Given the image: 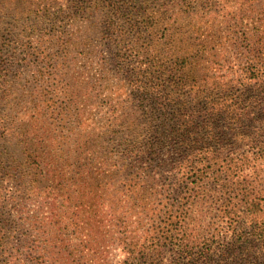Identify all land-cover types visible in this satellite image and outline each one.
Segmentation results:
<instances>
[{
  "label": "rangeland",
  "instance_id": "374dc122",
  "mask_svg": "<svg viewBox=\"0 0 264 264\" xmlns=\"http://www.w3.org/2000/svg\"><path fill=\"white\" fill-rule=\"evenodd\" d=\"M0 75V264H230L234 233L264 232V150L237 135L264 102L210 118L259 87L264 0H0Z\"/></svg>",
  "mask_w": 264,
  "mask_h": 264
},
{
  "label": "trees",
  "instance_id": "16d2710c",
  "mask_svg": "<svg viewBox=\"0 0 264 264\" xmlns=\"http://www.w3.org/2000/svg\"><path fill=\"white\" fill-rule=\"evenodd\" d=\"M251 77L254 78V76ZM258 85L259 87L257 88V83H255L254 85L247 84L246 88L244 89L242 88L241 90H239L240 95L235 100L231 99L229 102H226L223 105H221L225 109L212 107L211 109L214 110L210 112V116H211L210 118L220 119L223 116V114L227 112V114L230 115L231 118L235 119L237 117L238 121H240L242 118H246V120H250L249 116L252 115V112H255V110H257L256 109L257 105L264 102V76L263 78H261L260 83ZM262 110L263 112L260 113L259 116H257V119H260L259 124L261 125H255V127H253L252 125L249 127H245L241 132L237 134L238 136L243 137L242 142L250 144V147L252 148H257L256 152L260 154L264 150V145H263L264 141L258 138L260 135L264 133V106L262 107ZM212 141L214 142L215 139H213ZM171 142H173L171 136H164L163 138H157L152 140L150 142V147L158 148L159 150H161L160 148L161 146ZM189 143L192 142L189 140ZM206 146H207L206 151L201 152V154L198 155L199 160L201 162H203V160L206 158L218 160V155H217L218 148L216 147L217 144L206 143ZM253 159L255 160V158H251L250 156L246 155L245 157L246 164L250 163L251 160L254 161ZM188 160L189 159H187V161H184L182 158H180L179 163L185 167L188 164ZM232 161H234V158H231V160L227 161V163L228 164L233 163L236 166L239 165V161L236 162H232ZM226 169L228 171L229 169L228 165L226 166ZM190 171L193 173L192 175H195L197 177H200L204 173L202 170H195L194 167H191ZM233 182H237L242 186L240 190L241 192L237 193L236 195L239 198V201L235 202L234 204L242 203L246 207L247 215L252 218V216H254L257 213L259 207L256 194H254L253 191H251V189L247 188L248 185L244 184L243 180L236 178V180H233ZM255 219L256 218H252L250 220L256 222ZM257 226L258 225H253L250 232L247 233L244 231H242L239 234L234 233L232 239L227 243L225 249H223L220 254L222 261L228 259L230 260V264H235L242 261H249L251 259L258 260L260 258H264L263 251H259L258 253L255 252L257 248V244H251V245L249 244L250 243L249 236L251 234H257L260 236L264 235V232H259V228ZM178 252L179 255L174 256V258H170V260L166 263L162 262L163 258L160 252H158L157 255H153L152 257L154 261H159V263L161 264L162 263L185 264L186 263L185 260H195L198 255L193 251H188L183 249H181ZM69 255H70L69 253L62 254V257L69 261L70 260ZM255 260H254V264H255ZM127 264H137V263L127 262Z\"/></svg>",
  "mask_w": 264,
  "mask_h": 264
}]
</instances>
